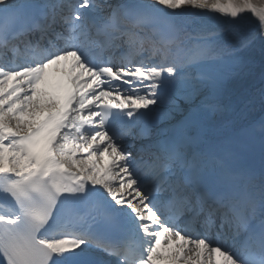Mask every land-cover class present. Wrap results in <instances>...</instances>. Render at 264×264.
<instances>
[{
	"label": "snow or ice",
	"instance_id": "6c2138e0",
	"mask_svg": "<svg viewBox=\"0 0 264 264\" xmlns=\"http://www.w3.org/2000/svg\"><path fill=\"white\" fill-rule=\"evenodd\" d=\"M0 264H264V0H0Z\"/></svg>",
	"mask_w": 264,
	"mask_h": 264
},
{
	"label": "bare ground",
	"instance_id": "6f19581e",
	"mask_svg": "<svg viewBox=\"0 0 264 264\" xmlns=\"http://www.w3.org/2000/svg\"><path fill=\"white\" fill-rule=\"evenodd\" d=\"M222 2H227V0H222ZM196 11V10H193ZM252 59L255 61V64L257 66V84H258V78H259V65L261 63V54L259 51V48H257L252 54ZM262 113L260 111L259 106L257 105L249 114H248V118L249 119H256L259 120L261 117Z\"/></svg>",
	"mask_w": 264,
	"mask_h": 264
}]
</instances>
